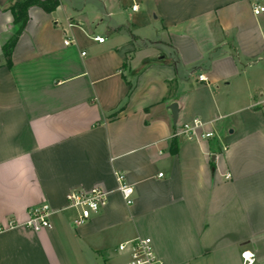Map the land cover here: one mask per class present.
I'll return each mask as SVG.
<instances>
[{"label":"crops","instance_id":"crops-1","mask_svg":"<svg viewBox=\"0 0 264 264\" xmlns=\"http://www.w3.org/2000/svg\"><path fill=\"white\" fill-rule=\"evenodd\" d=\"M14 1L0 4V226L14 224L0 264H128L118 245L136 237L165 264H241L243 250L264 264L262 0L34 5L9 65ZM195 119L197 137L173 136ZM93 188L107 203L75 226L68 195ZM44 204L51 227H27Z\"/></svg>","mask_w":264,"mask_h":264},{"label":"built area","instance_id":"built-area-1","mask_svg":"<svg viewBox=\"0 0 264 264\" xmlns=\"http://www.w3.org/2000/svg\"><path fill=\"white\" fill-rule=\"evenodd\" d=\"M253 12L258 15L264 12V5L259 1L253 3ZM94 40L102 43L105 38L96 36ZM70 39L65 40V44H71ZM85 54V53H83ZM200 75V79H203ZM204 124L198 119L190 123H184L182 127L174 131L173 136H185L188 139L197 137L203 130ZM212 132H206L203 136L211 137ZM162 173H160V176ZM119 182V190L128 205L133 203V187L126 183L125 176L121 173L117 174ZM69 207L77 212V216L72 222L75 226H80L89 221L92 216L97 213L107 203V192L100 188H93L90 191H75L68 195ZM53 210L48 204L32 207L29 210V218L25 225L34 230L51 227V215ZM13 223H9L8 227L0 226V232L6 228L13 227ZM120 253H128V264H165L157 255L153 242L149 237H136L127 240L118 245L117 249ZM241 264H257L256 255L252 250H243L241 252Z\"/></svg>","mask_w":264,"mask_h":264},{"label":"trees","instance_id":"trees-1","mask_svg":"<svg viewBox=\"0 0 264 264\" xmlns=\"http://www.w3.org/2000/svg\"><path fill=\"white\" fill-rule=\"evenodd\" d=\"M5 5V4H4ZM40 6L44 10L51 12L53 11L58 5V0H16L14 2L9 3L5 6L8 9L12 16L14 24L18 26V30L12 36L10 41L6 43L4 46V56L8 59V64L10 65V56L11 51L17 41L19 34L22 32L27 20H28V10L31 6Z\"/></svg>","mask_w":264,"mask_h":264},{"label":"water","instance_id":"water-1","mask_svg":"<svg viewBox=\"0 0 264 264\" xmlns=\"http://www.w3.org/2000/svg\"><path fill=\"white\" fill-rule=\"evenodd\" d=\"M7 1L8 0H0V4L4 5L5 3H7ZM170 109L172 111L173 119L176 122L178 117V104L176 102L172 103L170 105Z\"/></svg>","mask_w":264,"mask_h":264},{"label":"rangeland","instance_id":"rangeland-1","mask_svg":"<svg viewBox=\"0 0 264 264\" xmlns=\"http://www.w3.org/2000/svg\"><path fill=\"white\" fill-rule=\"evenodd\" d=\"M262 2L264 3V0H262Z\"/></svg>","mask_w":264,"mask_h":264}]
</instances>
